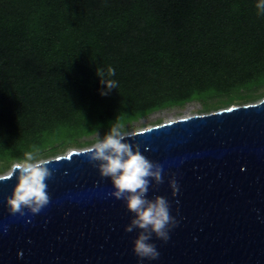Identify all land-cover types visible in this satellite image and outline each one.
<instances>
[{
  "label": "trees",
  "instance_id": "16d2710c",
  "mask_svg": "<svg viewBox=\"0 0 264 264\" xmlns=\"http://www.w3.org/2000/svg\"><path fill=\"white\" fill-rule=\"evenodd\" d=\"M256 0H0V166L264 89ZM115 69L106 89L97 69ZM104 95H101V92Z\"/></svg>",
  "mask_w": 264,
  "mask_h": 264
},
{
  "label": "water",
  "instance_id": "95a60500",
  "mask_svg": "<svg viewBox=\"0 0 264 264\" xmlns=\"http://www.w3.org/2000/svg\"><path fill=\"white\" fill-rule=\"evenodd\" d=\"M131 134L125 140L162 168L147 198L164 197L178 221L167 242L150 241L156 260L133 253L139 230L124 231L132 213L86 148L45 160L49 202L35 215L7 210L15 164L0 176V264H264V98Z\"/></svg>",
  "mask_w": 264,
  "mask_h": 264
},
{
  "label": "clouds",
  "instance_id": "9594fccd",
  "mask_svg": "<svg viewBox=\"0 0 264 264\" xmlns=\"http://www.w3.org/2000/svg\"><path fill=\"white\" fill-rule=\"evenodd\" d=\"M256 14L264 16V0H256ZM115 75V69L108 67L106 71L97 69V76L106 89H115L116 81L109 77ZM105 93L102 91L101 95ZM123 125L116 122L109 133L96 140L88 150V160L97 162L98 173L107 177L114 189L109 193L117 200H123L132 219L124 228L125 232L139 230L133 240L132 251L139 260L153 261L159 257L155 245L151 243L153 236L167 242L169 232L177 226L178 221L170 215L169 202L162 196L148 199L150 181L158 185L162 183V168L159 164L148 160L140 151L139 145L130 144L125 137L131 132L123 131ZM147 150V149H145ZM41 158L39 150H29L18 161L13 169L16 183L5 204L11 214L24 215L22 209L30 214H37L49 202L47 184L51 171ZM4 177H0L3 180ZM171 195L176 196L178 184L175 178L168 181ZM7 231V227L4 229ZM18 258L22 253H18Z\"/></svg>",
  "mask_w": 264,
  "mask_h": 264
},
{
  "label": "rangeland",
  "instance_id": "374dc122",
  "mask_svg": "<svg viewBox=\"0 0 264 264\" xmlns=\"http://www.w3.org/2000/svg\"><path fill=\"white\" fill-rule=\"evenodd\" d=\"M264 98V89L260 90L259 96L256 97L254 100H247V101H241V100H232L228 101L226 103L220 104L214 108H212L209 112L217 111L220 109H226L233 106H239V105H246V104H252L259 102L261 99ZM204 111L202 106L198 102H192L188 103L183 107H172L169 109L159 110L156 112H153L152 114L145 116L138 121H135L131 124V126L123 131L126 132H135L147 129L152 126L160 125L162 123H166L178 118H185L193 115H200V114H206L209 113ZM107 134L106 133H96L94 135L82 138L80 141V144H68L66 146H63L59 148L56 152L44 155L41 158L45 161L51 158H55L57 156H61L66 154L72 149H86L89 148L93 143L96 142V140L103 139ZM16 164V163H14ZM12 164L10 168L4 169L0 166V176L6 174L9 172V170L14 165Z\"/></svg>",
  "mask_w": 264,
  "mask_h": 264
}]
</instances>
